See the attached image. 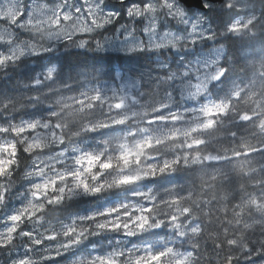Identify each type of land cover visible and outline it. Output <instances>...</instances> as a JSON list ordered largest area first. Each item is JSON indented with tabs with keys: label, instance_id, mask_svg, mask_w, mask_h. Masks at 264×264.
I'll use <instances>...</instances> for the list:
<instances>
[{
	"label": "clouds",
	"instance_id": "9594fccd",
	"mask_svg": "<svg viewBox=\"0 0 264 264\" xmlns=\"http://www.w3.org/2000/svg\"><path fill=\"white\" fill-rule=\"evenodd\" d=\"M0 264H264V0H0Z\"/></svg>",
	"mask_w": 264,
	"mask_h": 264
}]
</instances>
